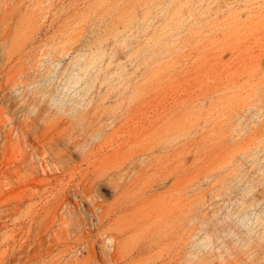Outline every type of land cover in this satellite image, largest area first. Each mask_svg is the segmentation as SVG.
<instances>
[{"label":"rangeland","instance_id":"rangeland-1","mask_svg":"<svg viewBox=\"0 0 264 264\" xmlns=\"http://www.w3.org/2000/svg\"><path fill=\"white\" fill-rule=\"evenodd\" d=\"M59 128L77 162L92 130L132 139L99 166L140 201L113 264H264V0H0V264L38 249L31 218L59 251Z\"/></svg>","mask_w":264,"mask_h":264},{"label":"bare ground","instance_id":"bare-ground-1","mask_svg":"<svg viewBox=\"0 0 264 264\" xmlns=\"http://www.w3.org/2000/svg\"><path fill=\"white\" fill-rule=\"evenodd\" d=\"M10 33L11 32L9 31L3 38L9 39L11 35ZM132 114H134V112ZM149 116L151 117V114H149ZM120 118L114 119V123L116 125H118L119 123H123ZM124 118L125 122L121 125L122 127L124 125L126 126V124L128 123L131 124V122L128 121V118ZM137 122L139 121L137 120ZM97 130L98 129L92 130V132H90V136L91 138L100 140V142L103 141L102 144H98L99 146L96 145L98 149L90 151V153L88 152L89 154L81 153V161L77 162L73 158L72 151H81L80 141L76 140L72 136L73 133L71 135V133L67 129L62 130L61 128H59V158L63 162L60 169L61 173L59 174V245L57 244L56 240H53L54 243L59 246V251L55 253L52 249L50 251L42 249L44 245L43 237L47 230L43 228L42 220L31 218L29 222V232L31 236H33L32 226L36 223H38L39 225L40 231L37 233L36 238L34 239V248L36 247L38 249L35 252L27 254L28 258L26 257L27 260L25 264H113L116 256L120 257L126 252L125 242L127 240L128 234H130L134 230L133 226L137 223L135 216L139 210L140 201L135 195H127V193H129V190L127 186L123 185V175L120 174L119 176H117L118 173L126 171L125 167H122L118 172L114 174L105 176L100 173L99 166H101L104 161H106L110 157L122 152V144H124L126 140L132 143V139L128 135L129 137H124L125 140H123V142H121L117 148L109 150L106 149L107 147H105L104 145L107 140L106 136L103 135V132L99 133ZM184 149L185 148L183 147L180 157V164L183 172L185 171L186 166V153ZM83 164L86 165V168L82 167ZM44 180L45 179H43V181ZM45 181H47V179ZM106 185L114 190V201L113 207L111 209L106 205V199L103 195L104 193L101 192ZM82 204L88 205L90 214L88 212V214H85V217H80V219H78L75 224H69L67 219L71 218L70 216L75 214L77 208L81 207ZM79 214L81 215V213ZM91 218H94L96 220V224H93ZM93 226H96L98 231V243L100 244L102 249V256L104 257L103 260H98L96 252L93 248V243L89 242L91 234L87 229L89 227L92 228ZM106 240L109 241V246L106 245ZM151 240L152 239L149 238L145 242H143L142 245L137 244L135 246L136 250L144 251L148 248ZM48 244L50 245V242ZM75 244L85 245L82 249L81 256L76 255V258H67V254L71 252ZM40 248L42 250H40ZM130 251V257H132L133 249H131ZM17 261H19V258ZM9 264L11 263L9 262ZM118 264L124 263L121 261Z\"/></svg>","mask_w":264,"mask_h":264}]
</instances>
